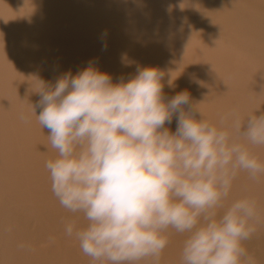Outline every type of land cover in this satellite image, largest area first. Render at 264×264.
I'll return each instance as SVG.
<instances>
[{
	"label": "bare ground",
	"instance_id": "1",
	"mask_svg": "<svg viewBox=\"0 0 264 264\" xmlns=\"http://www.w3.org/2000/svg\"><path fill=\"white\" fill-rule=\"evenodd\" d=\"M90 64L114 82L156 67L166 98L187 92L207 121L235 111L246 124L264 114V0H0V264H94L65 233L69 222L86 226L83 215L56 210L45 164L57 153L32 90ZM166 127L175 131V118ZM238 142L264 164V145ZM241 199L256 211L242 246L264 264V173L237 174L225 205ZM164 234L156 264H182L186 236Z\"/></svg>",
	"mask_w": 264,
	"mask_h": 264
},
{
	"label": "clouds",
	"instance_id": "2",
	"mask_svg": "<svg viewBox=\"0 0 264 264\" xmlns=\"http://www.w3.org/2000/svg\"><path fill=\"white\" fill-rule=\"evenodd\" d=\"M164 75L137 67L114 82L90 64L54 84L32 83L38 122L57 153L45 164L51 191L87 222H69L65 233L94 264H156L168 229L186 236L182 264H255L242 246L255 231L254 201H225L241 170L264 173L238 142L264 145V114L242 124L233 111L217 126L187 92L166 98Z\"/></svg>",
	"mask_w": 264,
	"mask_h": 264
},
{
	"label": "rangeland",
	"instance_id": "3",
	"mask_svg": "<svg viewBox=\"0 0 264 264\" xmlns=\"http://www.w3.org/2000/svg\"><path fill=\"white\" fill-rule=\"evenodd\" d=\"M31 65H34V63L32 62ZM58 204H59V202H58ZM59 205H60V204H59ZM62 209H64V208L60 205V207L57 208L56 210H58V212H62V211H64V210H62ZM71 247H72V246H71ZM14 252H15V248H11V250H10V254L13 255ZM84 261H85V259H83V258L80 259V258H79V259L75 260L73 263H70V264H84Z\"/></svg>",
	"mask_w": 264,
	"mask_h": 264
}]
</instances>
